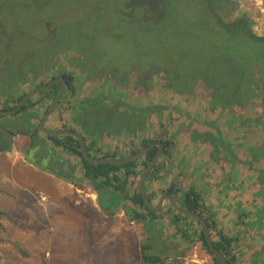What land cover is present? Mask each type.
Listing matches in <instances>:
<instances>
[{
	"label": "rangeland",
	"instance_id": "rangeland-1",
	"mask_svg": "<svg viewBox=\"0 0 264 264\" xmlns=\"http://www.w3.org/2000/svg\"><path fill=\"white\" fill-rule=\"evenodd\" d=\"M126 1L129 5L130 0H0V29L4 30V20L8 29V33L0 32V108L8 104L7 101L11 102L17 99L15 97L36 88V85L49 82L53 77H59L57 74L62 71L73 72L72 75L77 80L75 85L78 82L80 89L96 86L95 92H97L102 91L106 83L114 85L113 91H116L115 95L120 97L121 102L118 101L113 106L107 103L112 98L97 100L98 95H95L91 89L87 90V93L92 91V98L81 105L86 106V113H91V118L95 122L94 129L104 130L107 145L109 142H117L120 124L127 130L130 129L131 123L120 114L117 115L118 111L122 109L124 111V108L129 114H141L140 117L147 126L151 127L155 122L159 130H155V135L151 138H157L159 132L171 133L179 129L175 140L181 139V143L190 147L191 136L196 134L202 145L206 148L210 146V150L207 151L210 162L215 161L212 167L206 170L211 182L222 181L225 177L229 179L231 175L233 181L234 172L237 171L234 180L237 179L238 183H233V186L240 188L230 190L233 197L239 194L241 198L237 197L238 201L237 199L230 201V210L225 216L232 217L233 221L230 225L233 228H235L234 222H240L241 218L244 222L248 221V230H244L249 234L252 228L249 221L257 219L259 214L264 215V200L259 198L256 202L250 201V193L246 195L245 191L246 188L258 190V173L253 169L254 166L249 164L255 156L257 160L264 156V89L261 85L262 87L259 86L254 93H251L249 87L244 90L247 99L243 101L242 104H245L242 106L234 99L231 100L238 91L236 85L239 74L236 71L239 68L245 70L246 67H253L247 65V61L244 62L247 66L237 64L232 56L243 54L250 57L253 50L261 55L264 54V47L250 41L248 37L240 40L237 47L230 46L227 37L219 38L220 24L215 16L211 15L210 10L208 14L212 18V26L209 22L202 24V14H206L205 9H207L205 2H202L201 6H196L199 0H167L165 2L167 7L164 8L170 15L168 21L163 22L159 29L163 32L167 31L172 27V23L178 24L175 27L177 29L173 28L172 32L165 33L155 29L157 30L155 33H147L156 26L142 17V8L135 10V18L133 14L123 11ZM231 1L233 9H221L220 13L224 16L227 14L225 17L227 20L248 16L253 32L263 36L264 0ZM174 7L180 8L179 14L190 20L193 19V26L201 25L205 30L190 28L185 22L179 21L177 13L173 10ZM10 36L14 38L12 50L8 44L12 40ZM199 38L202 40H198ZM79 62L82 64L78 65ZM260 68L264 71V68ZM138 70L141 76L136 73ZM256 72L261 71L256 69ZM192 73L212 79L220 75L225 76L220 82L211 83L200 79L194 80L196 75ZM260 74L262 76L263 72ZM106 77L108 80L105 79ZM143 77L148 79L147 82L138 86L135 81H142ZM80 89L79 91L82 92L83 90ZM241 90L242 88H239V92ZM84 92L79 95L82 97ZM102 100L103 107L100 105ZM221 103H225L226 107L223 108ZM79 118L78 123L81 122ZM252 118L259 119L256 125L243 123ZM19 119L15 117L11 121L10 117L0 116V140L3 141L4 146V140L11 138L10 131L13 130L14 125L17 129L25 127L18 123ZM80 132L85 134L82 130ZM208 134L210 137L206 136ZM2 135L3 139H1ZM166 138H169L168 135ZM107 145L100 148L105 151L109 149ZM114 148L118 156H121L120 151L125 149L119 146ZM227 149L233 153V156L226 152ZM60 152L66 159H72L69 153ZM0 161L3 163L4 174L10 177L12 172H8L6 166L9 162ZM11 162L14 161L11 159ZM164 162L168 166V160ZM9 165L14 164L9 163ZM104 196H106L104 202H112V199H107V194ZM223 201L222 198L221 201L210 203L213 211L210 210L211 214L207 213V215L211 220L215 221L218 211L222 212ZM227 202L229 204V201ZM5 208H12L17 219H9L1 214L2 223L6 226V231L0 232L3 237L7 236L8 226L12 227L19 222L23 213L18 209L21 206L17 208L6 205ZM26 209L32 210L35 216L28 218L29 222L17 223L18 226L13 233L15 236L21 230L28 231L30 236H39L40 233L41 239H38L36 244L25 243L28 250L35 254L39 246L44 245V240L50 233L46 232L47 219L39 215L38 209L33 206ZM0 212L4 213L2 206ZM76 219L81 220L68 213L59 214L58 217L52 216L55 227L67 229L61 233L67 234L70 239L74 238L76 230L80 228L83 231L85 228L82 223H79L80 227L75 224ZM21 225L25 228L21 229ZM260 226L258 232L264 233V219ZM217 227L224 229L218 223ZM188 232L191 234V231ZM96 235L93 232L92 237ZM118 235L108 236L99 233L98 237L106 236L109 240H103L102 244H98L96 239V244L93 245V239H88L85 248L81 245V251L75 250L76 257L68 258L70 261L59 259L54 254L63 253L54 252L52 249L49 250L51 255L43 257L44 263L39 253L37 256L29 254L27 257H18L15 260L17 264H96L98 259L112 262L119 260L114 257H122V251L118 248ZM262 235L257 236L259 241L264 243ZM183 238L187 239L182 234ZM53 240H55L54 236ZM162 241L167 242L168 238ZM200 243L201 241L192 233L189 239V253H192V256L203 257L202 255L206 253ZM46 244H49L48 239ZM30 245H35L34 250ZM95 250H102L101 255ZM15 253L12 245L0 248V264H11L10 256L18 255ZM206 257L211 264H214L211 255ZM260 257L264 258L263 249L262 255L258 258ZM120 262L122 264V261ZM263 262L259 260L258 264H264Z\"/></svg>",
	"mask_w": 264,
	"mask_h": 264
},
{
	"label": "crops",
	"instance_id": "crops-1",
	"mask_svg": "<svg viewBox=\"0 0 264 264\" xmlns=\"http://www.w3.org/2000/svg\"><path fill=\"white\" fill-rule=\"evenodd\" d=\"M77 83L75 85V93L72 96H67L68 101L64 102V104L56 109L49 117L47 127L49 129L61 128L63 124L67 122L68 127L70 126L79 131L82 130L86 134H91L88 139L89 142H94L99 148L101 146L106 147L107 138H105L106 135L102 133L104 130H98V128L94 129V124H92V126L88 124L82 126V124L77 122V117H80V105L92 98L93 92L90 91L87 93V90L91 89L94 91L95 95L98 96L105 95L104 97H113L115 100H119L120 97L115 95L116 91H113L115 86L112 84L106 83L102 91L98 90L95 92L96 86H87L80 89ZM80 84H82V82ZM105 88L106 90H104ZM79 89L83 91L80 92ZM83 92L84 95L81 97L79 94ZM107 102L113 103L114 100L110 99ZM124 111H126V113H123V118L125 120L126 115L128 118L134 116V114H128V110L125 108ZM86 119L89 120L90 115H86ZM133 125L134 123H131V131L127 133L126 128L122 127V124H120L119 136L116 139L117 142H109L107 145L109 149H105L104 151L100 148V150L104 153H112V151L117 153L114 147H124L125 149L121 150L120 154L126 157L130 149L137 146L144 138H151L155 135V130H159L155 122H153L150 127L147 126L142 119L135 128L132 127ZM153 125H155V127ZM195 132L197 133V131ZM194 136L196 137L194 138ZM191 143L192 145L188 147L181 143V139L175 140V144L171 148L175 154L173 160L166 167L165 176L159 181H152L148 186L149 192L154 193L153 202H157L163 193L162 189L167 188V186L172 183H176L178 186L184 187L185 189L189 186H195L201 190L204 194L209 214H211V212H209L210 210L213 211V207H211L210 203L213 201H221L223 198L224 201L221 202L223 203V206H221L222 212L218 211L215 223L216 227L217 223L220 227H224V229L218 227L217 229L223 230L228 236L237 238V241L234 243L235 252L238 254L236 264H258L259 260L263 262L264 258L258 257L262 255L264 243L259 241L257 235L264 234L258 232V230L261 229L260 225H262L264 215L259 214L257 219L249 221L250 227H252L249 234L245 233L246 231L244 230H248V221H242L241 217L240 222H234L235 228L231 227L230 224H232L233 221L232 217L229 216L227 218L225 215L229 213L230 201L236 200L237 197L241 198L239 194L233 197L232 191L230 190L240 188L239 186H233V183H238L237 179L234 180L237 171L235 170L234 172L235 176L233 177V181H231V175L229 179L225 177L222 181L211 182L206 171L208 168H211L215 162L214 160L210 162V157L207 154V151L210 150V146L206 148L205 145H202L200 138L196 134L191 136ZM30 145L31 140L29 136L19 134L14 137L13 147L10 151H0V160L9 162L15 166H10L9 163L6 165L9 170L8 172H12L9 177L4 174L2 170L3 163L0 161V195H2V197H0V208L1 206L4 208V213L0 212V232L2 230L6 231V226L1 220V214L9 219H17L12 208L7 209L5 208L6 205L10 207L16 206L17 208L21 206V208L18 209L22 210L23 213L19 222L14 221L17 223L29 222L28 218L35 216L32 210L26 209L27 207L33 206L38 209L39 215L47 219L45 227L46 232L50 234L47 233L49 236L46 240L48 239L49 244H46V240H44V245L39 246V250L37 247L38 251L34 254L28 250L25 243L29 245L35 242L36 244V241L41 239L40 233L39 236H30L28 231L24 232L21 230L17 233V236H15L13 231L16 230L18 224L16 223L12 227L8 226L7 236L3 237L0 234V248H4L6 245H12L13 250L16 252L15 254L18 255H15V257L10 256V258H12L11 264H17L15 258L27 257L29 254L37 256L38 253L42 255L41 260L42 263H44L45 260L43 257L45 255L48 256L50 254L49 250L51 249L54 250V252H62V255L58 253L54 254L62 260H67L71 258V256L76 257L75 250L81 251V245L85 248V243L88 239H93V245L96 244V239L98 244H102L101 242L103 240H109L106 236H103V238L98 237V234L101 232L103 235L108 236L119 234L118 248L122 251V257H114V259L118 258L119 260H113L112 262L98 259L96 264H101L103 262L106 264H117V261H119V264L121 263L120 261H122V264H146L143 262L141 256V247L151 236V232L148 229L150 226L153 228L155 227L159 233L156 239L154 238L156 245L151 248L150 252L163 256L166 261L162 264H211L206 257L209 255L207 252L202 255L203 257H197V255L192 256V253H189V239H182V233L176 231L175 225L172 222L173 212L164 214L154 220H146V224L132 219L124 208V202L121 201L118 195L112 196L111 193L108 194L107 199H112L113 197L112 202H104V199H100L97 191L89 184L88 179L84 175L85 172L80 159L74 158L69 161L72 164L67 165L70 167V171L69 168L65 166L62 170L61 168L58 169V171H60L59 174L54 173L47 169L46 166H42L39 163H32L31 160L26 157V151ZM112 145H114L113 148ZM110 148L112 149L110 150ZM99 155L100 151L97 156ZM11 159L14 162H11ZM68 173L72 178L66 177ZM16 177H18L19 180ZM245 191L246 195L250 193V201L256 202L259 198L264 200V196L259 194V188L257 191L246 188ZM244 199L246 200V196ZM227 201H229V204ZM236 201H238V199ZM67 213L81 219L80 221L76 219L74 222L79 225V227V223L85 225L83 231H81L80 228L75 231V236L72 239H70L67 234L61 233L67 229L56 228L52 221L53 215L58 217L59 214L63 215ZM239 223L240 225H238ZM245 226L246 228H243ZM256 226L257 229H255ZM20 228L23 229L25 226L21 225ZM93 232L97 234L94 238L92 237ZM53 236L55 240H53ZM262 236L264 237V235ZM165 238H168L167 242L162 241V239ZM200 245L202 244L200 243ZM34 246H31L32 250H34ZM95 251L98 255L102 253V250ZM91 257L92 255L90 258ZM68 261L70 260L68 259Z\"/></svg>",
	"mask_w": 264,
	"mask_h": 264
},
{
	"label": "trees",
	"instance_id": "trees-1",
	"mask_svg": "<svg viewBox=\"0 0 264 264\" xmlns=\"http://www.w3.org/2000/svg\"><path fill=\"white\" fill-rule=\"evenodd\" d=\"M199 1L200 2H198L196 6H201L202 2H205L207 4L206 6L207 9H205L206 14L204 15L202 14V24L209 22V25L211 23V26H212L213 21L210 15L208 14L210 10L212 12L211 15L215 16L221 28L222 27L227 28L226 30L227 33L234 34L237 36L241 34L246 35V37L250 38L254 43H257L258 45H261L264 47V36H259L256 33H253V31L251 30L250 21L245 15L235 20V22L233 23L225 22V18L223 17V15L220 13L219 10L224 8V6L227 3V0H199ZM194 5L195 4H193V6ZM164 6L166 5L164 4L162 8H160L156 14L151 15L150 18L147 19L143 17L145 20H147L148 22L156 26V27H153V29H150V31H147V33H155L157 30L161 31L162 33H165L168 31L172 32L174 30L173 28H175L178 25V24L172 23V27L169 30L164 31V32L163 30L159 29V26L162 25L163 22L168 21L167 18L170 15L168 11L166 12ZM173 10L174 12L177 13V16L179 17V21L185 22L188 27L195 28L201 31L205 30V28L201 27V25L199 26L196 24L195 26H193L192 25L193 19L190 20L188 17H184V15L179 14L180 8L177 9V7H174ZM171 12L173 11L171 10ZM182 22L181 24H183ZM3 24H4V30L0 29V32L6 31L8 33L7 26L5 25V20ZM173 33H176V32H173ZM10 37L12 40H10L8 44H9L10 50H12L11 45L14 42V38H12L13 36H10ZM198 40H202V39L199 38ZM176 49L177 48H174V50ZM233 57L236 63L239 65L250 64L251 67L253 66L252 68L246 67L245 70H243V68H239V70L236 71V73L239 74L238 75L239 79L237 81L238 87L236 85V88L238 89V91L236 93V96L231 97V100L234 99L238 105L242 106L245 104V103L242 104L243 101L247 99V95L244 92V90H247V88L249 87L251 90V93H254V91H256V89L261 85L263 86L261 87L264 89V83L260 82V81L264 82V71L260 68V67L264 68V54L259 55L257 52L253 50L252 56H250L251 58L243 54H240L236 57L234 55L232 56V58ZM249 60L250 62H248ZM245 61H247L246 64L244 63ZM80 64L82 63L79 62L78 65ZM27 65H29V63H27ZM256 69H258L259 72L260 71L263 72L262 76L260 74L261 72L260 73L256 72ZM72 73L73 72L62 71L60 74H57L59 76L65 77L67 81L66 94L61 100L58 108H60V106L63 105L64 102L68 101L67 96H72L75 93V87H76L75 81L77 80H76V77L72 75ZM136 73L139 76H141L140 70L136 71ZM192 74H195V73H192ZM195 75H196V78H194V80L200 79L203 82H211V83L220 82L222 79H224V76H225V75H220V77L212 79L210 77L204 78L200 76L199 74H195ZM105 79L108 80L107 77ZM174 79L178 80L176 78ZM147 80L148 79L143 77L142 81L139 80L135 82H137L139 86V85H142V83L147 82ZM44 83L46 82H42L41 84L36 85V87L41 86ZM59 86L60 84L58 83L54 87L40 94L33 96L23 105L22 109L19 110L16 114L11 115V116H6V117H10L11 121L15 117H18V119L20 117V119L17 121L19 124H23L25 127L23 126L24 128L17 129L14 125L13 130L10 131L11 138L7 139L9 141L4 140L5 146H4L3 141L0 140V151H4V150L10 151L13 147V139L16 135L21 134V135L29 136L31 140V145L26 151V157L30 159L32 163H39L42 166H46V168L49 169L50 171L54 173H58V174L60 172L58 171V169L61 168L62 170L65 166L72 165L69 162L70 160L68 158L66 159L60 151L69 153L72 156V159L78 158L81 160V163H82V166L85 172L84 175L88 179L89 184L97 191L101 200L105 199L104 194L108 195L111 193L112 196L118 195L121 198V201L124 202L123 204L124 208L127 210L131 218L141 221L144 224H146V220L147 221L154 220L155 218H159L160 216L164 214H170L173 212L174 215H172V222L175 225L176 231L181 232L188 239H190V237L192 236V233L196 235L197 239L201 241L203 248L206 250V252L212 256L214 264H221V262L216 257L213 256L207 244L205 234L202 230V227L196 219L192 218L191 216L178 213L170 205V203H167L164 212L160 214L154 213L146 205L143 199V196L138 189V180L140 178V175L143 169L147 166V164L150 162V160L153 158V156L157 152V147H153L145 155L141 156L138 159L130 161L126 164H123V165L92 163V162L87 161L83 157L79 140L76 137L70 136V135L50 136L42 132L40 128L41 120L45 112L47 111L50 101L56 96ZM239 88H242L240 92H239ZM25 93L19 95V97H15L17 99L12 100L11 102L6 100L8 104L6 105L4 104L3 109L13 108L14 105L20 100V98ZM104 96L105 95L97 96L96 99L104 100L105 98ZM225 98L227 101H229L227 97ZM112 99L114 100V102L113 103L109 102V103L113 104V106L115 105L116 102L120 101V99L115 100V98L113 97ZM103 100L100 102L101 107H103L104 105ZM85 102H88V100ZM11 103L13 105H11ZM118 105H121V104H118ZM220 105L223 106V108L226 107L225 103H221ZM80 108H81L82 113L81 111L79 112V115H80L79 119H81V122L79 123L82 124V126L85 124H88L90 126H92V124L95 125V122L91 118V113L85 112L86 106L80 105ZM123 113H126V112L121 110V111H118L117 115L120 114V116L123 117ZM86 115H90L89 120L86 119ZM140 115L141 114H137L130 118H128V116L126 115L125 118L130 123H134L132 127L135 128V126L141 122V119L142 121L144 120L142 117H140ZM257 120L259 121V119ZM257 120L252 118L251 120H246L243 123H250L252 125H256V123L258 122ZM62 127L72 128L70 126L68 127L67 122H65ZM130 131H131V127L129 130L126 129L127 133H129ZM177 131H179V129H176V132H171V133L165 131L164 133L162 132L163 133L162 134L161 132H159L157 133V138L156 137L144 138L142 141H140V143L137 146L130 149V151L127 154V156H129L135 153L136 151L146 147L147 145H149L155 140H160L164 142L163 154L160 160L157 162V164L149 172V174L147 175L146 181H145L146 190L148 192L149 197L152 200L154 199L153 198L154 193L149 192L148 186L150 185L152 181L154 180L159 181L161 180V178L165 176L167 166L164 161L167 159L168 162L170 163L173 160L175 153L174 151L171 150V148L175 144V139L178 137ZM103 132L104 131H102V133ZM115 133H117V131H115ZM167 135L169 138H166ZM84 136H85L86 142H88L87 150L93 156H97L100 151L99 156L118 158L117 153L115 152H112V153L105 152L104 153L100 150V148L94 142L92 141L89 142L88 139H89V136H91V134L85 133ZM206 136H209V134ZM195 137L196 136H194V138ZM1 139H3V135ZM226 152L228 154L230 153V155L233 156V153L229 151L228 149L226 150ZM255 157H254V160L251 161L249 165L252 167L254 166L253 169L257 171L258 173L257 180L259 181L258 182L259 194L263 195L264 194V185H263L264 183V156L260 158L259 160L255 159ZM119 158H124V156H119ZM68 168L70 171V167ZM66 177L72 178V176L69 173H68V176ZM162 190H163V193L161 192L162 193L161 196L167 192H176L180 196V203L183 207H189L190 209L199 211L202 215H204V217L206 218L210 226L214 244L219 250H221L225 254V256L228 258L231 264H236L238 254L235 252L234 243L237 241V238L228 236L223 232V230L217 229L215 221L211 220L210 217L207 215L208 210H207L206 200H205L203 192L199 190L198 188H196L195 186H189L187 189H184L178 186L176 183L169 184L167 188H163ZM148 229L151 232L150 233L151 236L148 240H146L145 244H143L141 247V256H142L143 262L146 264L147 263L162 264L166 261V259L163 258V256H160L159 254H154L150 252L151 248L154 245H156L155 239L159 235V233L157 232V229L155 227L153 228L152 226H150L148 227ZM188 231H191V234Z\"/></svg>",
	"mask_w": 264,
	"mask_h": 264
},
{
	"label": "water",
	"instance_id": "water-1",
	"mask_svg": "<svg viewBox=\"0 0 264 264\" xmlns=\"http://www.w3.org/2000/svg\"><path fill=\"white\" fill-rule=\"evenodd\" d=\"M166 0H130V4L127 5V7H133L135 5L140 4H147L152 11L156 10L158 7L163 5ZM57 83L60 84L58 92L56 96L50 101V104L47 108V111L45 112L41 123L40 128L42 132H44L46 135L50 136H62V135H70L74 136L79 140L80 148L83 157L92 163H100V164H111V165H123L130 161H133L135 159L140 158L141 156L148 153L153 147H157V152L153 156V158L150 160V162L147 164V166L143 169L140 178L138 180V189L140 193L143 196V199L148 206V208L153 211L156 214H160L164 212L165 207L167 203H170V205L180 214L191 216L192 218L196 219L205 234V238L207 241V244L213 254L214 257H216L221 264H231L228 258L225 256V254L219 250L216 245L213 242V237L211 234L210 226L204 217L199 211L192 210L189 207H183L180 203V196L176 192H167L164 193L162 196H160L159 200L157 202H153V200L149 197L148 192L146 190L145 181L147 178V175L149 172L153 169V167L157 164V162L160 160L163 151H164V142L160 140H155L146 147L136 151L135 153L126 156L124 158H112V157H102V156H93L89 153L87 150V142L85 139V136L82 132H80L77 129L74 128H56V129H49L47 127V121L49 117L55 112L57 107L60 105L61 100L66 94L67 90V81L65 77L59 76L57 78L52 79L49 82H46L45 84L38 86L36 88L31 89L27 93H25L20 100L14 105L13 108L10 109H3L0 108V115L1 116H11L16 114L19 110L22 109L23 105L33 96L40 94L52 87H54Z\"/></svg>",
	"mask_w": 264,
	"mask_h": 264
},
{
	"label": "flooded vegetation",
	"instance_id": "flooded-vegetation-1",
	"mask_svg": "<svg viewBox=\"0 0 264 264\" xmlns=\"http://www.w3.org/2000/svg\"><path fill=\"white\" fill-rule=\"evenodd\" d=\"M127 1H126V3H125V5H124V9H123V11H127V12H129L130 14H133V16H134V14H136L135 13V10H137L138 8H142V12H141V15H142V17H145V18H150V15H153V14H156L157 12H158V10L160 9V8H162V6L165 4V3H163V5H161L160 7H158L156 10H154V11H152L151 9H150V7L147 5V4H140V5H135V6H133V7H127ZM232 6H233V2L231 1V0H227V3H226V5L224 6V8L223 9H225V10H228L229 8L232 10L233 8H232ZM229 11V13H231L232 11ZM150 14V15H149ZM227 15V14H226ZM226 15L224 16V14H223V17L225 18L226 17ZM243 17V16H242ZM133 18H135V16L133 17ZM239 18H241V17H239ZM239 18H233V19H230V20H227L226 18H225V22H227V23H233V22H235V20H237V19H239ZM247 18L249 19V21H250V26H251V20H250V18L247 16ZM220 28H221V26H220ZM227 28H224V27H222L221 28V32L219 33L220 34V36H219V38H222V37H227L228 38V43H229V45L230 46H234V47H237V45H239V41L240 40H242L243 38H247L246 37V35H234V34H230V33H227ZM251 30H252V28H251ZM253 31V30H252ZM254 33V32H253ZM264 36V35H263ZM250 41H252L251 39H250ZM223 42H227V41H224L223 40ZM232 42V43H231ZM247 66V65H246ZM52 79H54V78H52ZM51 79V80H52ZM50 80V81H51ZM58 84V83H57ZM160 198V197H159ZM159 200V199H158Z\"/></svg>",
	"mask_w": 264,
	"mask_h": 264
}]
</instances>
